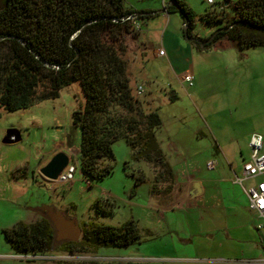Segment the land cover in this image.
Here are the masks:
<instances>
[{
    "label": "rangeland",
    "instance_id": "rangeland-1",
    "mask_svg": "<svg viewBox=\"0 0 264 264\" xmlns=\"http://www.w3.org/2000/svg\"><path fill=\"white\" fill-rule=\"evenodd\" d=\"M187 1L199 17L212 8L205 0ZM214 1L213 7L230 1V5L225 8L228 13L233 14V3L236 0ZM124 2L127 8L153 6L157 10L162 9V0ZM2 3L3 0H0V5ZM171 14L174 17L170 29L183 36L181 13ZM196 24L203 35L205 31L217 28V25L212 24L203 27L201 20ZM141 55L142 52L132 43L124 55L132 94L149 101L151 109L157 110L162 126L156 136L170 166L180 177H193L196 183L202 182L206 189L199 197L203 203L188 209L192 230L203 231L201 234L195 233L192 238L194 246L198 248L197 257L202 260L190 263L264 264V223L261 229H257L262 221L255 213L248 207H235V210L227 207L215 188V181L220 180L221 175H230L232 178L234 174L242 175L243 164L248 159V141L252 133L262 134L264 142V46L241 49L235 42L224 41L217 43L209 51L200 52L194 49L193 62L196 70L209 71L214 78L212 80V77H208L210 81L206 84L210 88L207 91L218 92L206 98L205 109L200 111L194 106L193 99L185 93V88L188 89L189 86L169 73L164 58H155L150 54L143 69L139 64ZM155 73L156 76L153 75ZM217 74L227 75L226 82L222 83ZM139 84L144 91L138 96L136 87ZM150 92L160 102H156L155 97L149 95ZM84 103L85 97L79 83H72L61 89L58 98L36 102L27 109L9 112L0 108V165L8 167L15 177L14 181L16 179L18 185L26 189L16 202L17 205L20 208L29 206L33 209L42 205L54 206L62 209L66 215H75L80 226L82 222L96 215L94 202L104 198L107 191H111L126 201H117L113 214L99 215V221L119 226L133 219L138 224L142 240H155L165 223H162L158 213L144 210L140 206L147 200L144 186L151 182L153 187L156 173L151 164L132 159L130 147L124 139L117 140L112 145L115 163L110 175L101 180L89 179L90 183L83 176L79 164L81 128L73 124L72 112L82 109ZM195 128L203 130L202 137L193 139ZM9 131L18 138L16 142H4ZM214 137L218 139L217 142ZM178 143L186 149L180 151ZM216 145H220L217 153L214 149ZM60 152L68 155L70 163L76 166L71 182L50 181L40 173L53 156ZM209 160L217 161L216 169L207 167ZM139 177L144 179L137 182ZM261 180H264V174L246 180L244 185L248 187ZM131 185L132 189L129 188ZM157 187L159 191L161 188L163 192H168L164 191L166 183H160ZM70 205L73 207H69ZM119 252L124 251L119 249ZM99 255L94 260L90 255L55 252L50 253L51 258L39 259L33 264L57 261H93L94 264L177 263L176 260L167 261L157 257L142 258L143 261H108ZM9 262L15 264L14 261ZM25 262L21 261L19 264H26ZM183 262L187 264V260Z\"/></svg>",
    "mask_w": 264,
    "mask_h": 264
},
{
    "label": "trees",
    "instance_id": "trees-1",
    "mask_svg": "<svg viewBox=\"0 0 264 264\" xmlns=\"http://www.w3.org/2000/svg\"><path fill=\"white\" fill-rule=\"evenodd\" d=\"M165 5L166 12H180L183 38L197 51H209L217 43L235 42L241 49L264 46V0H236L233 14L225 3L208 9L199 19L217 25L209 36H194L196 13L185 0ZM227 1V5H230ZM158 11L127 8L124 0H3L0 5V108L9 112L27 109L36 102L59 97L61 89L79 83L85 103L72 112L81 128L79 164L83 176L101 180L113 172V143L124 139L135 161L154 167L152 192L175 179L173 168L160 148L156 133L162 120L149 101L132 94L124 55L135 46L139 31L134 22L158 15ZM9 133H13L9 131ZM137 178V182L143 180ZM135 187L137 184L134 185ZM109 200L94 202L95 216L83 222L78 241H56L46 217L2 230L13 252L20 255L93 256L100 248H127L140 243L135 220L119 226L96 221L113 214ZM52 264H94L57 261Z\"/></svg>",
    "mask_w": 264,
    "mask_h": 264
},
{
    "label": "crops",
    "instance_id": "crops-1",
    "mask_svg": "<svg viewBox=\"0 0 264 264\" xmlns=\"http://www.w3.org/2000/svg\"><path fill=\"white\" fill-rule=\"evenodd\" d=\"M185 1L188 3L187 0ZM163 7L164 6L162 4V9ZM136 10L159 11L153 6ZM173 15L174 14L168 12H159V14L153 18L144 21H137L141 24V29L139 30V38L137 39V43H135V47L143 54L141 55L139 64L140 67L143 68L146 59L152 55L155 58H164L169 67V73L175 75L179 80L180 75L183 72H191L194 76V84L193 86L188 87V89L185 88V93L189 98L193 99L194 106L200 111L201 109H205L204 101L206 98L214 93L217 94L218 92L209 93L207 91L210 88L206 84L210 81L208 77H212V80H214L213 75H211L209 71L196 70L195 63L193 62L194 48L183 38L181 34H178L170 29V24L173 19L172 17H174ZM199 21V15L196 14V23H199ZM206 25L207 24L204 23L203 27ZM144 26L146 27L145 29L143 28ZM197 27L198 24L195 25V29L193 30L194 36L197 37H207L214 30L211 29L210 31H205L206 33L203 35ZM160 49L164 51V54L161 56L158 54V50ZM153 75L156 76L157 73ZM153 75H151V77H153ZM217 77L221 78L222 83L226 82L228 78V76L224 74H217ZM180 82L182 81L180 80ZM152 94V92L149 93V95L155 97L156 102L157 100L160 102V99H157L156 96ZM173 95L176 96L175 91H173ZM203 134L204 133L201 128L193 129V139L200 138ZM214 140L216 142L218 141L216 137H214ZM178 144V149L180 151H184V149H186L181 146L182 144ZM214 149L216 153L219 152L220 145L214 146ZM198 153H201V151ZM211 161L212 160H209V162ZM209 162L207 161V164ZM217 165L214 169L217 168ZM174 173L175 179L168 192H163L160 188V191L153 193L151 189V182H149L150 184L148 183V185L145 184L144 186L147 200L146 203L140 207L144 210L158 213V217L163 220L162 223H165L164 227H161V232L157 233L155 240L152 241V239H143L140 243L131 245L127 248H100L97 250L95 255L92 256L94 260L99 258L96 257V255L99 254L100 258H104V260L108 261H130L132 259L135 261H141L142 258L157 257L165 260L167 259V261L176 260L177 263L173 262L174 264H184V260H187V264H193L194 262L202 260V258L197 257L198 248L197 246H194L192 238L195 233L201 234L203 231L194 232L192 230L189 222L190 211H188V209L191 206H200L202 200L199 199V197H201V194L205 193L206 189L203 187V183L200 182V184L198 183L200 191L197 192L194 189L196 181L193 177L182 178L175 170ZM14 178L15 177L13 176L12 171H10L8 167L6 168L0 165V264H9V261H14L15 264H19L21 261H26V264H33L36 263V260L30 259L29 256L31 255H20L13 252L2 234V230L12 228L18 222L31 224L36 222L41 217L35 208L33 209L29 206L20 208V206L17 205L16 202H18L21 195L26 192V189L19 186V182H17L16 179L14 181ZM233 178L230 177V175H221L220 180L216 179V193L229 208L235 210V207L239 209L242 207H248L247 198L242 187L234 183ZM132 186L133 185L129 188L132 189ZM102 200H109L114 204H117V201H126V199L120 198L119 195H116L111 191H107ZM69 207L73 206L70 205ZM55 208L57 209V207ZM57 210L63 212L62 209ZM68 216L75 218V215L72 214ZM210 219L211 215H209V220ZM97 220L99 221V218H97ZM198 220L200 221L199 217ZM99 222L107 224V221ZM119 249L124 252H119ZM39 259L43 258L39 257ZM190 261H193V263H190ZM52 263L53 262H45L42 264Z\"/></svg>",
    "mask_w": 264,
    "mask_h": 264
},
{
    "label": "built area",
    "instance_id": "built-area-1",
    "mask_svg": "<svg viewBox=\"0 0 264 264\" xmlns=\"http://www.w3.org/2000/svg\"><path fill=\"white\" fill-rule=\"evenodd\" d=\"M210 6L215 4L214 0H205ZM169 0H162L163 6L167 5ZM135 30L139 31L141 29V24L139 22H134ZM158 54L161 56L164 54L162 49L158 50ZM180 80L186 83L189 87L194 84V76L191 72H183L180 75ZM143 86L138 85L136 87V94L139 96L143 93ZM264 142L263 136L260 133L254 132L250 135L248 141L249 154L248 159L245 160L242 167V175L239 176L234 174V183L240 185L246 195L247 205L250 211L255 213L262 223L257 225V229H261L264 223V180L257 182L254 185L246 187L244 182L248 179L258 177L264 174ZM217 165L216 161H211L207 164L209 169H214ZM76 172V166L69 162L67 167L60 173L57 180L61 183L71 182L74 179ZM264 247V240H263ZM39 257L43 259L51 258L49 255H31L29 256L32 260H37Z\"/></svg>",
    "mask_w": 264,
    "mask_h": 264
},
{
    "label": "water",
    "instance_id": "water-1",
    "mask_svg": "<svg viewBox=\"0 0 264 264\" xmlns=\"http://www.w3.org/2000/svg\"><path fill=\"white\" fill-rule=\"evenodd\" d=\"M168 5L175 6L174 0H169ZM227 5V2H225ZM158 12H166V9L159 10ZM186 30V27L183 26ZM17 137L14 133H8L5 137V143H13L17 141ZM70 159L65 153H58L50 160V162L44 166L40 173L42 176L50 181L57 180L60 173L67 167ZM194 189L199 192L200 187L198 183L194 184ZM35 210L41 215V217H46L51 222L55 230L56 241H78L82 235V230L77 220L73 217L66 215L64 212L57 210L54 206L42 205L41 207L35 208Z\"/></svg>",
    "mask_w": 264,
    "mask_h": 264
}]
</instances>
